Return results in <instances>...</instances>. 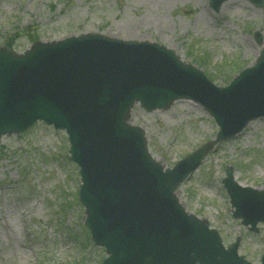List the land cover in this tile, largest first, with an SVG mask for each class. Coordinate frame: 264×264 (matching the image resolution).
<instances>
[{"label": "rangeland", "instance_id": "obj_1", "mask_svg": "<svg viewBox=\"0 0 264 264\" xmlns=\"http://www.w3.org/2000/svg\"><path fill=\"white\" fill-rule=\"evenodd\" d=\"M81 32L160 43L225 86L254 63L257 34L264 45V8L245 0H229L218 13L207 0H0V48L22 52L33 39ZM130 121L142 126L152 157L167 167L213 142L218 131L188 99L151 113L136 104ZM210 143L177 197L216 228L225 244L240 237L239 253L256 264L264 252V225L254 234L231 217L221 180L230 165L238 182L264 188V118L234 139L211 148ZM68 148L63 132L41 124L1 137L0 264H101L104 250L93 246L83 226L80 177Z\"/></svg>", "mask_w": 264, "mask_h": 264}, {"label": "water", "instance_id": "obj_2", "mask_svg": "<svg viewBox=\"0 0 264 264\" xmlns=\"http://www.w3.org/2000/svg\"><path fill=\"white\" fill-rule=\"evenodd\" d=\"M223 1L210 4L218 10ZM250 1L264 6V0ZM154 50L164 51L99 34H82L57 45L35 43L23 55L2 49L0 136L20 132L36 120L66 130L71 159L81 168L86 224L111 255L104 264H248L237 257V243L224 251L215 232L179 210L169 194L167 175L146 154L143 132L126 123L135 100L150 110L185 95L170 87L171 78L159 84L161 78L147 67ZM165 54L173 61V76L178 71L196 86L209 84L201 72ZM245 79L264 81V49L252 69L225 89L210 87L209 93L229 95ZM196 86L189 85L192 91L187 93L208 106L221 127L219 138L234 135L257 116L227 110L220 99L206 96L203 85ZM236 188L235 215L256 230L255 224L264 222V192ZM242 199L256 202L245 206Z\"/></svg>", "mask_w": 264, "mask_h": 264}]
</instances>
